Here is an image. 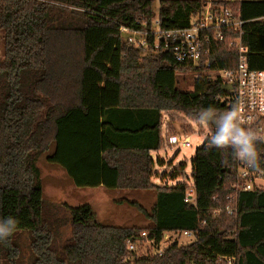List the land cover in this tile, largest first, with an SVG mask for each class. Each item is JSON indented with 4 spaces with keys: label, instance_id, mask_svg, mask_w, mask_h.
<instances>
[{
    "label": "trees",
    "instance_id": "trees-1",
    "mask_svg": "<svg viewBox=\"0 0 264 264\" xmlns=\"http://www.w3.org/2000/svg\"><path fill=\"white\" fill-rule=\"evenodd\" d=\"M154 3L0 0V219L17 221L13 234L0 240V264H23V232L32 237L31 264H264V191L233 189L240 161L231 147L218 148L208 138L196 150L194 205L184 201L187 184L152 183L151 154L165 148V115L172 124L199 122L201 108L232 109L223 83L202 68L124 40L121 27L150 28L158 17L163 29H184L205 8L201 0H158L156 12ZM219 5L244 22L242 33L211 43L203 62L211 71L235 69L238 53L228 41L240 38L249 48V68L264 71V0ZM181 73L198 75L192 92L177 88ZM52 144L56 150L47 160L77 188L153 191L150 211L127 202L149 226L117 228L101 223L90 205L48 202L38 162ZM257 150L261 164L264 145ZM185 167L172 177L184 175ZM228 197L237 200L233 215L225 212ZM170 232H192L195 241L154 255ZM129 242L146 245L148 253L130 251Z\"/></svg>",
    "mask_w": 264,
    "mask_h": 264
},
{
    "label": "built area",
    "instance_id": "built-area-1",
    "mask_svg": "<svg viewBox=\"0 0 264 264\" xmlns=\"http://www.w3.org/2000/svg\"><path fill=\"white\" fill-rule=\"evenodd\" d=\"M201 1L205 3L204 11L188 28L163 29L159 18L156 17L150 28L121 27L120 32L127 44L137 50L152 53L171 52L178 63L190 66L194 71L202 68V74L221 81L223 86H230L232 90L228 92L231 94L228 101L232 104V109L237 110L243 127L257 133V144L264 145V71L249 68V48L240 38L228 41L229 48L238 53V65L232 70L211 71V64L203 62V57L210 54L211 43L224 42L229 33H242L244 22L232 10L219 5L220 2L234 3L237 0ZM214 133L215 129L208 125L207 139ZM194 135L199 136L201 133L192 130V133L180 136L170 132L166 125L163 137L165 148L179 151L192 148ZM261 168L264 169V159ZM233 189L238 193L264 191V170L255 172L239 162ZM184 201L195 204L194 186L188 185ZM227 201L229 203L225 212L233 215L236 212L237 200L235 197H228ZM181 240L192 243L195 241V235L192 232L165 233L161 242L153 247L154 255L162 256L173 244L181 245ZM128 248L132 252L135 250L131 242L128 243Z\"/></svg>",
    "mask_w": 264,
    "mask_h": 264
},
{
    "label": "rangeland",
    "instance_id": "rangeland-1",
    "mask_svg": "<svg viewBox=\"0 0 264 264\" xmlns=\"http://www.w3.org/2000/svg\"><path fill=\"white\" fill-rule=\"evenodd\" d=\"M159 3L155 0L154 9L158 12ZM158 15V13H157ZM146 54V53H144ZM177 88L182 92H192L198 75L195 73L178 74ZM168 130L180 136L194 132L201 135L192 136V148L184 150H171L164 148L152 154L155 161L154 176L152 183L157 187H176L180 184L193 186L192 160L195 158L196 150L201 148L207 139L208 125L200 122H192L187 119H179L172 124L165 115L163 123V137ZM56 145L52 144L49 151L43 154L38 162L43 182L44 198L51 203L68 204L72 207L90 205L95 211L98 220L109 226L121 228H147L150 221L146 220L135 208L127 202H137L146 210L150 211L155 204L156 195L153 191H111L105 188H77L67 176L65 170L56 164L50 163L47 158L54 155ZM159 162V163H158ZM185 164L184 175L178 174L172 177L175 170L181 164ZM32 237L29 232H23L20 237L23 264H31L34 260L30 251ZM181 245H188L190 241L181 240ZM147 246L138 247L135 245V253L142 256L147 252Z\"/></svg>",
    "mask_w": 264,
    "mask_h": 264
},
{
    "label": "clouds",
    "instance_id": "clouds-1",
    "mask_svg": "<svg viewBox=\"0 0 264 264\" xmlns=\"http://www.w3.org/2000/svg\"><path fill=\"white\" fill-rule=\"evenodd\" d=\"M196 119L201 124H215V133L209 138L211 145L218 148L231 147L234 158L252 171L259 172L260 156L257 150V133L242 126L237 110L217 113L212 107L201 108ZM14 217L0 219V240L10 237L16 230Z\"/></svg>",
    "mask_w": 264,
    "mask_h": 264
},
{
    "label": "water",
    "instance_id": "water-1",
    "mask_svg": "<svg viewBox=\"0 0 264 264\" xmlns=\"http://www.w3.org/2000/svg\"><path fill=\"white\" fill-rule=\"evenodd\" d=\"M223 90L226 91V92H229L230 90H232V88L230 86H224ZM207 125H209V126H211L212 128L215 129V124L214 123H209Z\"/></svg>",
    "mask_w": 264,
    "mask_h": 264
},
{
    "label": "crops",
    "instance_id": "crops-1",
    "mask_svg": "<svg viewBox=\"0 0 264 264\" xmlns=\"http://www.w3.org/2000/svg\"><path fill=\"white\" fill-rule=\"evenodd\" d=\"M153 154V153H152ZM152 154H151V156H152ZM103 187H99V188H95V189H102Z\"/></svg>",
    "mask_w": 264,
    "mask_h": 264
}]
</instances>
